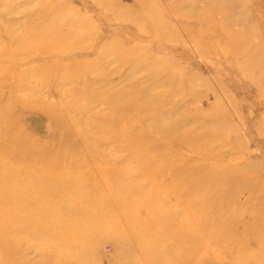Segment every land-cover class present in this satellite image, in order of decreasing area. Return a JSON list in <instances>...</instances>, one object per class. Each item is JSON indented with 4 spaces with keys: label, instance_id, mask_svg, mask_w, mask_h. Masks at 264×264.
Instances as JSON below:
<instances>
[{
    "label": "rangeland",
    "instance_id": "rangeland-1",
    "mask_svg": "<svg viewBox=\"0 0 264 264\" xmlns=\"http://www.w3.org/2000/svg\"><path fill=\"white\" fill-rule=\"evenodd\" d=\"M7 264H264V0H0Z\"/></svg>",
    "mask_w": 264,
    "mask_h": 264
},
{
    "label": "bare ground",
    "instance_id": "bare-ground-1",
    "mask_svg": "<svg viewBox=\"0 0 264 264\" xmlns=\"http://www.w3.org/2000/svg\"><path fill=\"white\" fill-rule=\"evenodd\" d=\"M8 240L0 234V264H7L8 262V251H7Z\"/></svg>",
    "mask_w": 264,
    "mask_h": 264
}]
</instances>
